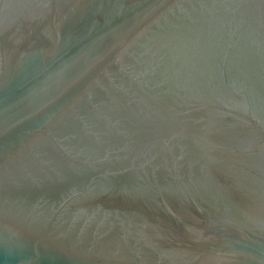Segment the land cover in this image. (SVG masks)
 <instances>
[{"label": "water", "instance_id": "obj_1", "mask_svg": "<svg viewBox=\"0 0 264 264\" xmlns=\"http://www.w3.org/2000/svg\"><path fill=\"white\" fill-rule=\"evenodd\" d=\"M0 264H264V0H0Z\"/></svg>", "mask_w": 264, "mask_h": 264}]
</instances>
